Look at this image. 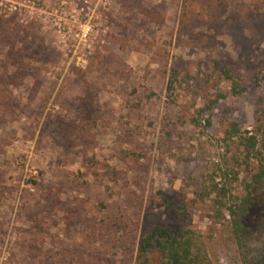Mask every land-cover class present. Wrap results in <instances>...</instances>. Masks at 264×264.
<instances>
[{
	"label": "rangeland",
	"instance_id": "374dc122",
	"mask_svg": "<svg viewBox=\"0 0 264 264\" xmlns=\"http://www.w3.org/2000/svg\"><path fill=\"white\" fill-rule=\"evenodd\" d=\"M0 88V264H142L155 228L241 264L225 208L257 164L222 139L233 122L264 145V0H0ZM249 192L264 264V182Z\"/></svg>",
	"mask_w": 264,
	"mask_h": 264
},
{
	"label": "trees",
	"instance_id": "16d2710c",
	"mask_svg": "<svg viewBox=\"0 0 264 264\" xmlns=\"http://www.w3.org/2000/svg\"><path fill=\"white\" fill-rule=\"evenodd\" d=\"M18 56L17 54V57ZM21 64L22 62L19 61L18 65L20 66ZM214 68L220 72L226 81L231 83L233 93H241L235 90L236 83L234 82L230 70L222 66L218 61H214ZM24 70L25 69H23V71ZM6 73L8 72H5V74ZM5 83L4 76H2L1 85L4 86V89L6 87ZM1 88L3 87L1 86ZM219 95L220 99H222L223 96H221V94ZM209 124V120H207L206 125L208 126ZM246 135L247 136H243L239 125L233 122L230 123L224 131L222 141H236L237 147L243 149L242 151L245 153L246 158L252 159L257 164L256 171L250 175V183L247 184L246 187V197L241 200V203L226 207L225 211L229 218L227 222L232 228V235L239 250L241 264H255L251 250L248 248L245 249L246 246L241 239V222L247 213L248 207L247 205L245 206V204H247L250 198L249 189L252 186H257L264 182V145L260 146V141L255 135H248V132ZM226 177L227 174H224L222 178ZM219 186L218 182L215 183L212 180L208 190L206 192L204 191L201 195V198L215 195L212 212L213 220L216 223L225 221L223 213L221 212V209L225 207V203L221 199H225L229 193V190L224 184H222L221 187ZM151 254L156 256L155 261L150 260ZM138 258H142V264H211L202 235L191 228H183L175 234L155 228L149 235L141 239Z\"/></svg>",
	"mask_w": 264,
	"mask_h": 264
}]
</instances>
